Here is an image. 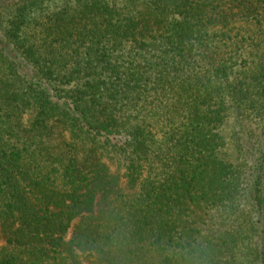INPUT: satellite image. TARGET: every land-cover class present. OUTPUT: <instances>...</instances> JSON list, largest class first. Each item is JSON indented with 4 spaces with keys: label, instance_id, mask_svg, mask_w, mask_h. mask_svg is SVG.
I'll return each mask as SVG.
<instances>
[{
    "label": "trees",
    "instance_id": "1",
    "mask_svg": "<svg viewBox=\"0 0 264 264\" xmlns=\"http://www.w3.org/2000/svg\"><path fill=\"white\" fill-rule=\"evenodd\" d=\"M0 264H264V0H0Z\"/></svg>",
    "mask_w": 264,
    "mask_h": 264
},
{
    "label": "rangeland",
    "instance_id": "2",
    "mask_svg": "<svg viewBox=\"0 0 264 264\" xmlns=\"http://www.w3.org/2000/svg\"><path fill=\"white\" fill-rule=\"evenodd\" d=\"M76 222V220L74 221V223Z\"/></svg>",
    "mask_w": 264,
    "mask_h": 264
}]
</instances>
